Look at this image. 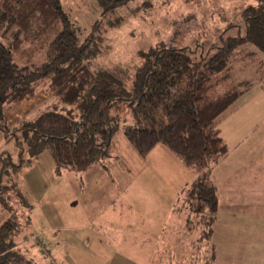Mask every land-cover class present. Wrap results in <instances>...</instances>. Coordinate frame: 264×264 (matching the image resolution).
Listing matches in <instances>:
<instances>
[{
  "label": "trees",
  "instance_id": "1",
  "mask_svg": "<svg viewBox=\"0 0 264 264\" xmlns=\"http://www.w3.org/2000/svg\"><path fill=\"white\" fill-rule=\"evenodd\" d=\"M126 1L100 0V4ZM243 14L245 33L221 36L222 42L212 44L209 53L193 56L192 46L163 42L141 50V63L127 84L117 67L91 66L93 41L87 39L80 46L62 0H1L0 133L6 141H14L16 149L12 153L0 148V264H32L25 255L32 244H22L35 206L22 186L24 171L45 150L58 171L87 169L111 156L119 132L141 156L164 143L194 169L186 206L189 224L204 225L200 239L209 241L219 208L211 172L228 152L218 122L239 95L235 89L218 86L243 43L264 49V0H254ZM59 24L61 30L48 42V61L18 66L14 49ZM39 90H45L51 102L37 116L10 124L7 110ZM122 103L132 111L130 123L124 124L117 114Z\"/></svg>",
  "mask_w": 264,
  "mask_h": 264
},
{
  "label": "rangeland",
  "instance_id": "2",
  "mask_svg": "<svg viewBox=\"0 0 264 264\" xmlns=\"http://www.w3.org/2000/svg\"><path fill=\"white\" fill-rule=\"evenodd\" d=\"M253 1L128 0L115 6H103L100 0H62V4L72 20L80 46L87 39L93 41L91 66L117 67L125 82L130 84L141 63L139 52L143 49L163 42L178 47L192 46L196 48V52L191 53L195 56L209 53L212 44L222 42L221 36L244 34L243 10ZM61 27L59 24L52 32L14 49L18 66L43 65L47 62L50 58L48 42ZM229 67L231 70L218 89L239 91L235 103L247 96L245 92L249 87L259 89L264 86V49L253 43H243ZM40 91L32 100L22 101L7 112L10 124L24 115L37 116L51 102L48 93ZM117 114L124 124L130 123L133 118L130 107L123 103L117 109ZM0 148L12 153L16 149L14 141L5 139L0 141ZM164 151L172 153L174 159ZM39 157L34 165H38L43 179L33 180V185H41L43 190L47 186L44 199H38L29 183L22 180L24 190L30 194L35 205L32 222L22 235L25 240L22 244L33 245L28 248L29 253L25 252L26 256L31 257L32 264H47L46 259L55 264L48 254L41 232L46 227L55 226L57 221L59 226L65 228L57 233L78 251L76 255L74 250L68 248L64 253V264L65 261L73 264H138L137 259L148 258H136L135 253L125 254L128 249L126 242L125 253L118 250L112 255L105 244L102 246L100 241L94 239L95 229L90 227L91 215H97L105 206L114 209L123 218L150 228L154 225L161 230L167 240H161L162 254L157 255L152 250L149 264H187L186 260L191 261L188 264H224L217 261V254L220 259H237L233 264H249L250 259L256 258L254 255L250 257L252 248L264 247L262 241L248 239L247 224L239 226L238 231L243 233L239 234L241 238L233 249L227 248L228 240L221 239L229 234H222L217 240L215 237L218 234L213 232L209 241L200 239L204 225H195L192 221L190 225L191 213L186 208L189 206V184L196 173L190 166L182 164L175 152L164 143H158L146 156H141L123 132H119L113 139L111 156L81 171L70 168L56 170L48 150ZM24 174L25 171L23 178ZM211 180L214 183L212 176ZM52 208L55 213H51ZM46 209H49L48 216ZM224 212L228 211L220 208L213 231H217L218 224H224ZM183 218L187 220L186 231L182 229ZM74 239L78 240L77 245H74ZM258 260L264 264L262 258Z\"/></svg>",
  "mask_w": 264,
  "mask_h": 264
},
{
  "label": "crops",
  "instance_id": "3",
  "mask_svg": "<svg viewBox=\"0 0 264 264\" xmlns=\"http://www.w3.org/2000/svg\"><path fill=\"white\" fill-rule=\"evenodd\" d=\"M245 93L247 96L239 99L236 103L233 102L219 119L220 136L227 144L228 152L216 163L211 172L218 192V213L220 208L228 211L227 213L224 212L225 215L223 214L225 217L224 224H218L217 231H214L218 234L215 238L219 240L220 235L229 234L228 237L221 239L228 240L226 246L231 249L237 246L236 241L241 238L239 234H242L243 231L238 230L242 224L249 226V240L262 241L264 245V86L259 89L249 87ZM32 99L33 97L22 101ZM17 104L8 109L7 112ZM23 117L26 115L18 120ZM4 139L0 133V141ZM164 152L174 159L172 153ZM178 158L184 164L179 156ZM37 166L36 164L27 168L24 179L29 183L33 194L38 199H44L47 186L43 190L41 185H33V180L41 181L43 179L41 170ZM244 211H248V213ZM51 213H55L54 208L51 209ZM56 214L59 216L58 210ZM46 215H49V209H46ZM91 218L90 227L95 229L94 239L100 241L102 246L105 244L112 255H115L118 250L125 253V242L128 248L125 254L133 255L135 253L136 258L148 257L144 260L137 259L138 264H149V256L152 250L153 253L157 252V255L162 254L161 240L163 238L167 240V238L154 225H152L153 228L142 226L129 218H123L122 215L114 209H109L108 206L102 208L97 215L92 214ZM62 228L64 227L59 226L57 221L55 226L46 227L41 232L42 237L45 238L44 244L48 249V254L54 259L55 264H64V253L68 248L74 250V254H78V251L72 248V243H66V239L57 233ZM182 229L187 230L185 218H183ZM73 242L74 245H77L78 240L74 239ZM216 244H218L217 241ZM249 254L251 258L253 255L256 257L250 259L249 264H260L259 257L264 262V247L256 246V248H252ZM217 258L219 263L224 264H233L237 260L231 261V257L220 259L218 254ZM46 260L47 264L53 263L52 261L49 262L48 259ZM188 262L191 261L186 260L185 263L188 264ZM65 264L73 263L65 261Z\"/></svg>",
  "mask_w": 264,
  "mask_h": 264
}]
</instances>
